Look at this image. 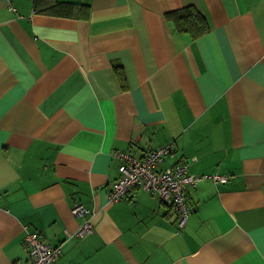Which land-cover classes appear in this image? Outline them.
I'll use <instances>...</instances> for the list:
<instances>
[{
  "label": "crops",
  "instance_id": "1",
  "mask_svg": "<svg viewBox=\"0 0 264 264\" xmlns=\"http://www.w3.org/2000/svg\"><path fill=\"white\" fill-rule=\"evenodd\" d=\"M170 144L160 169L206 176L183 228L142 190L107 204L115 151ZM26 231L54 264H264V0H0V264Z\"/></svg>",
  "mask_w": 264,
  "mask_h": 264
},
{
  "label": "built area",
  "instance_id": "2",
  "mask_svg": "<svg viewBox=\"0 0 264 264\" xmlns=\"http://www.w3.org/2000/svg\"><path fill=\"white\" fill-rule=\"evenodd\" d=\"M172 146L167 145L149 150L142 157H135L131 152L115 151L112 157L120 163V177L113 182L107 196V204L125 199L134 189H141L160 202L172 206L177 216L179 228H183L189 216L186 203L187 188L196 185L206 176L190 174L187 163H179L160 169L159 165L171 153ZM215 182H224L218 175L210 176ZM71 212L74 217H85L88 210L82 205H75ZM85 219L77 235L83 238L92 233V226ZM23 244L27 253L26 264H54L60 254V247L53 246L38 232H27Z\"/></svg>",
  "mask_w": 264,
  "mask_h": 264
},
{
  "label": "trees",
  "instance_id": "3",
  "mask_svg": "<svg viewBox=\"0 0 264 264\" xmlns=\"http://www.w3.org/2000/svg\"><path fill=\"white\" fill-rule=\"evenodd\" d=\"M51 8H54V6H51ZM167 18L173 21V23L175 24L176 30H178L179 32L188 33L194 39L204 35L205 33H207L209 31V26H208L205 18L193 6H186V7L168 12ZM116 67H118V66H116ZM118 75L120 76V80H122V76H121L120 71H118ZM189 188H192V187H189ZM189 188H187V191L185 192L187 205H188L187 192H188ZM134 190H136V189H134ZM138 190H141V189H138ZM151 196H153V195H151ZM161 203H163V202H161ZM188 207H189V205H188ZM189 210H190V208H189Z\"/></svg>",
  "mask_w": 264,
  "mask_h": 264
}]
</instances>
